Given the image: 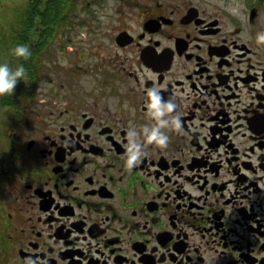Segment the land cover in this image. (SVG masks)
<instances>
[{
    "label": "flooded vegetation",
    "instance_id": "1",
    "mask_svg": "<svg viewBox=\"0 0 264 264\" xmlns=\"http://www.w3.org/2000/svg\"><path fill=\"white\" fill-rule=\"evenodd\" d=\"M28 1L0 0V64L26 69L0 264H264V0H53L47 32Z\"/></svg>",
    "mask_w": 264,
    "mask_h": 264
},
{
    "label": "clouds",
    "instance_id": "2",
    "mask_svg": "<svg viewBox=\"0 0 264 264\" xmlns=\"http://www.w3.org/2000/svg\"><path fill=\"white\" fill-rule=\"evenodd\" d=\"M256 43L258 45H264V33H258L256 37ZM14 55L18 58L23 57L27 59L31 56V52L24 45H18L13 49ZM26 76V69L23 65L18 66L15 70L11 69L8 64H0V96L12 95L15 91V88L19 81H21ZM145 132L148 133V130L145 129ZM148 142H156L159 146H165L167 137L159 135L157 129H153L147 135ZM141 151L139 146H136L135 151H131L130 155L126 161V166L131 168L135 163L138 162Z\"/></svg>",
    "mask_w": 264,
    "mask_h": 264
},
{
    "label": "trees",
    "instance_id": "3",
    "mask_svg": "<svg viewBox=\"0 0 264 264\" xmlns=\"http://www.w3.org/2000/svg\"><path fill=\"white\" fill-rule=\"evenodd\" d=\"M63 2H58V14L64 10ZM53 0H29L27 5L20 10L19 15L25 17V31H52L51 15L53 14Z\"/></svg>",
    "mask_w": 264,
    "mask_h": 264
},
{
    "label": "rangeland",
    "instance_id": "4",
    "mask_svg": "<svg viewBox=\"0 0 264 264\" xmlns=\"http://www.w3.org/2000/svg\"><path fill=\"white\" fill-rule=\"evenodd\" d=\"M113 3H114V1H111V4H113ZM23 4H24V3H23ZM25 5H26V4H25ZM25 5H24V6H25ZM5 26H7V24L4 22V23L2 24V26H1V29L4 30Z\"/></svg>",
    "mask_w": 264,
    "mask_h": 264
}]
</instances>
